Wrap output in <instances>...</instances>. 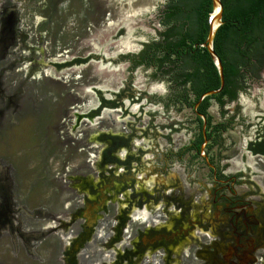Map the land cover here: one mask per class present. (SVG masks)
I'll return each instance as SVG.
<instances>
[{
    "label": "flooded vegetation",
    "instance_id": "1",
    "mask_svg": "<svg viewBox=\"0 0 264 264\" xmlns=\"http://www.w3.org/2000/svg\"><path fill=\"white\" fill-rule=\"evenodd\" d=\"M4 14L5 10L0 11V64L9 51L17 54L21 47L17 19L15 34L10 17L9 35L2 33L7 28ZM18 62L16 58L10 66ZM126 87L121 94L96 90L94 109L77 115L78 127L84 124L98 129L95 137H84L83 147L77 149L85 152L90 173L83 165L72 171L69 159L65 162L66 188L78 194L73 208L69 203L64 219L50 215L46 227L34 232L52 233L61 228V233L52 234L63 242L65 264H264V192L256 182L243 180L247 176L244 171L231 170L233 155L223 153L228 147L222 136L216 140L214 132V127H219L218 132L225 133L231 127H223L238 118L241 125L251 127L246 115L237 113L241 109L239 96L247 91L226 104L238 107L232 115L225 111V122L215 124L209 115L210 126L206 123L205 137L201 126L203 140L198 146V108H189L193 117L186 123H175L169 120L170 111L180 114L184 108L179 100H168L171 93L167 98L147 92L136 97L132 85ZM159 106L163 109L160 114L151 111ZM226 106L217 107L221 112ZM107 118L110 121L106 122ZM158 119H164L159 127L162 137L155 126ZM259 121L245 150L264 163V117ZM182 130L188 135L184 144ZM175 163L188 173V186L181 180L183 173L171 171ZM246 187L247 192L238 191ZM3 202L0 248H7L8 236L14 235L19 238L14 250L17 256L22 249V207L15 201L13 206L7 198ZM10 231L16 233L10 235ZM29 245L36 244L32 240ZM0 264H4L1 258Z\"/></svg>",
    "mask_w": 264,
    "mask_h": 264
},
{
    "label": "rangeland",
    "instance_id": "2",
    "mask_svg": "<svg viewBox=\"0 0 264 264\" xmlns=\"http://www.w3.org/2000/svg\"><path fill=\"white\" fill-rule=\"evenodd\" d=\"M163 3L164 0H0L7 24L2 33L9 35V17L13 20V34L15 19L21 28L20 50L17 54L9 51L0 64V163L4 162V167L0 166V203L2 207L7 198L12 205L14 201L20 204L24 221L20 253L16 256L14 251L19 239L13 235L15 231H10L13 236L7 238L12 247L8 244L0 248L4 264L14 260L17 264H65L61 255L63 242L52 234L61 233V228L52 233H36L34 229L46 227L50 215L64 219L69 203L73 208L78 194L66 188L65 162L69 159L72 171L83 165L90 173L85 152L77 149L83 147L84 137H95L98 129L84 124L78 127L76 122L77 115L94 109L96 90L121 94L131 84L136 97L143 92L166 98L170 95L167 81L151 78V68L131 70V64L123 59L138 53L161 30L156 15ZM16 58L18 65L10 66ZM78 58L87 62L66 66ZM249 83V90L239 96L241 109L237 113L246 115L251 127L241 125L239 118L232 122L222 134L223 144L228 147L223 153L233 155L232 171H244L248 177L243 180L256 182L264 192V163L252 159L245 150L247 140L256 133L259 118L264 117V75ZM237 107L232 103L224 111L232 115ZM151 111L160 114L163 109L159 106ZM208 113L215 124L228 118L213 102ZM168 117L175 123H186L193 116L189 108H184L180 114L171 110ZM160 125H164V119L155 122L157 134L162 137ZM181 134L184 144L188 135L184 130ZM154 161L151 158V163ZM171 171L183 173L181 180L188 186V173L182 172L178 164ZM238 191L247 192L248 188ZM50 227L53 226L47 228ZM32 240L37 246L29 245Z\"/></svg>",
    "mask_w": 264,
    "mask_h": 264
},
{
    "label": "trees",
    "instance_id": "3",
    "mask_svg": "<svg viewBox=\"0 0 264 264\" xmlns=\"http://www.w3.org/2000/svg\"><path fill=\"white\" fill-rule=\"evenodd\" d=\"M220 1L223 24L215 34L213 50L222 64L224 88L204 98L198 106L197 112L206 118L207 127L211 123V102L222 109L249 90V82L264 74V0ZM211 12V0H164L156 15L161 28L156 37L144 43L138 53L123 57L131 70L151 68L153 80L167 81L171 92L168 100H179L183 108L192 109L202 94L220 86L217 69L201 47L208 35ZM86 62L78 58L66 66ZM202 123L198 117V146L203 140ZM230 124L223 128L228 129ZM218 131L219 127H214L216 140H221L222 131ZM206 136L209 137L207 132Z\"/></svg>",
    "mask_w": 264,
    "mask_h": 264
},
{
    "label": "water",
    "instance_id": "4",
    "mask_svg": "<svg viewBox=\"0 0 264 264\" xmlns=\"http://www.w3.org/2000/svg\"><path fill=\"white\" fill-rule=\"evenodd\" d=\"M211 3H212V12L210 14L208 35H207L205 43H203L201 45V47H203L207 50V52L210 56V59L212 60L213 64L215 65V67L217 69L220 86L216 90L208 91V92L202 94L201 97L199 98V100L197 101V103L194 105L195 110L198 108L199 104L202 102V100L204 98L210 97L213 95H217L224 88V77H223L222 64H221L219 57L215 54V52L213 50V41H214L215 34H216L218 28L223 24V22H222L223 7H222L220 0H211ZM198 115L203 121L202 132H203V136L205 137L206 119L203 115H201V114H198ZM202 146H204V144Z\"/></svg>",
    "mask_w": 264,
    "mask_h": 264
}]
</instances>
